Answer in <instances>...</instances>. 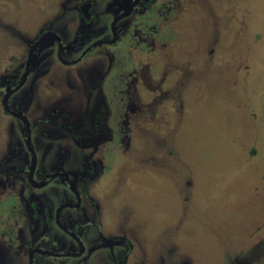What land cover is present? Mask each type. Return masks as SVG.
I'll return each instance as SVG.
<instances>
[{"label": "rangeland", "instance_id": "rangeland-1", "mask_svg": "<svg viewBox=\"0 0 264 264\" xmlns=\"http://www.w3.org/2000/svg\"><path fill=\"white\" fill-rule=\"evenodd\" d=\"M83 1L0 0V73L20 63L41 29L70 31ZM96 1L108 11L118 0ZM120 22L123 39L96 45L79 64L56 63L50 35L40 54L43 81L65 78L84 101L89 81L103 79L88 107L97 111L100 95L106 101L95 136L110 135L92 159L75 141L32 134L38 168L61 162L91 177L99 210L82 203L61 211L79 221L94 215L103 226L105 247L87 264H118L126 254L125 264H264V0H155ZM57 93L36 91L30 115ZM81 108L73 105L70 123ZM15 139L0 112V154ZM52 187L67 191L59 180ZM25 218L0 206L2 239L14 238Z\"/></svg>", "mask_w": 264, "mask_h": 264}, {"label": "flooded vegetation", "instance_id": "flooded-vegetation-1", "mask_svg": "<svg viewBox=\"0 0 264 264\" xmlns=\"http://www.w3.org/2000/svg\"><path fill=\"white\" fill-rule=\"evenodd\" d=\"M154 1L118 0L108 11L100 7L96 0L83 1L76 5L73 17L75 25L70 31L60 32L52 26L41 29L35 33L33 40H28L20 63L15 66L11 63L7 66L5 73H0V112L4 116L8 136L12 138L14 134L16 137L15 144H9L8 152L0 154V191L5 190L2 193L5 199L0 206L1 210L3 207L12 212L21 213L28 220L17 226L14 238L3 240L0 235V264L16 262L18 264H68L72 260L74 262L70 264H87V259L91 258V261L95 259L94 253L98 248L105 247L101 240L107 241L102 234L103 226L101 222L95 220L94 215L86 221H79L70 214L63 212L61 214L64 208L75 209L82 203H89L96 211L99 210L92 191L91 177L82 176L79 172H75L78 176H74L70 165L63 166L61 162L53 163L54 165L46 170L38 168L32 147L33 132H41L46 138L61 140L63 145L73 144L75 141L80 147L90 152L88 159H92L93 150H98L101 143L103 144L110 135L108 130L107 135L103 137L95 136L101 124L97 117L102 110L107 112L104 105L106 101L103 103L100 95L96 102L99 106L98 110L95 111L92 108L90 112L88 107L90 98L94 99L95 93H102L103 79L97 77L89 81L91 84L84 93L86 96L84 101L82 97H78L77 93L73 96L68 93L69 85L66 84L65 78L58 81L55 80L56 78L54 80L51 78L48 83L43 81V77L47 75L40 68V54L45 37L50 35L55 44L56 63L62 66L79 64L96 45H117L120 39H123L121 35L124 24L120 21L135 13H145ZM97 8L101 10L97 11ZM101 19L103 23L107 22L106 26L104 24L106 31L98 34L95 26L102 21ZM43 34L46 35L43 36ZM37 40L38 43L35 44ZM32 46L35 48L28 59ZM50 86H56L59 95L56 94L55 97L46 100L42 97L43 105L36 107V114L31 116L29 109L40 102V97L35 95V92L38 91L39 94L41 88L43 90L44 87ZM66 96L71 98L70 104L65 101ZM63 97L64 101L61 102L59 98ZM80 103L82 105L79 110L81 117L78 120L80 121L77 124L70 123L68 120L73 116L71 108ZM105 116L102 120L103 125L106 123L107 116ZM14 120L22 123L18 132L15 131ZM68 125L73 128H69L70 133H67V137L63 139L61 138L63 131ZM4 180H6L5 185H3ZM57 180L66 187L67 191L58 193L52 187ZM38 190H45V192L40 193L36 199L31 196V193ZM7 197H12L13 202L8 204ZM5 242L11 243L9 245ZM124 243L129 245L127 239ZM127 256L126 254L122 259L119 258L118 264H125Z\"/></svg>", "mask_w": 264, "mask_h": 264}, {"label": "water", "instance_id": "water-1", "mask_svg": "<svg viewBox=\"0 0 264 264\" xmlns=\"http://www.w3.org/2000/svg\"><path fill=\"white\" fill-rule=\"evenodd\" d=\"M44 35H46V34H43V36H44ZM43 36H41V37H43ZM114 36H115V39H116V35H114ZM41 37H40V39H41ZM37 43H38V40L36 41L35 44H37ZM34 46H35V45H34ZM34 46H32V47L30 48V50H29L28 59L30 58L31 53H32L33 49L35 48Z\"/></svg>", "mask_w": 264, "mask_h": 264}]
</instances>
